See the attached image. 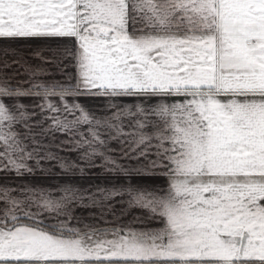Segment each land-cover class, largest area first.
Wrapping results in <instances>:
<instances>
[{"label":"snow or ice","instance_id":"obj_1","mask_svg":"<svg viewBox=\"0 0 264 264\" xmlns=\"http://www.w3.org/2000/svg\"><path fill=\"white\" fill-rule=\"evenodd\" d=\"M28 40L57 45L34 56L63 79L11 47ZM56 134L83 164L167 187L0 186V264H264V0H0V171L78 167L45 143ZM113 201L146 215L71 223L77 206L109 223Z\"/></svg>","mask_w":264,"mask_h":264},{"label":"crops","instance_id":"obj_2","mask_svg":"<svg viewBox=\"0 0 264 264\" xmlns=\"http://www.w3.org/2000/svg\"><path fill=\"white\" fill-rule=\"evenodd\" d=\"M13 49H16L20 55H22L27 64L36 67H41L47 75L44 79H55L60 80L63 77L60 75L62 65H58L57 62L43 63L40 59L35 58L34 53L40 51L45 60L54 61V56L56 54L57 45L53 42H46L40 40H28V41H18L13 42ZM17 71L24 73L23 68L13 67L8 70L10 75H14ZM68 71H73L69 68ZM18 80L24 81L27 79L26 75H20L17 77ZM16 83V80H13ZM27 85H25L26 87ZM20 103L33 107L39 101L34 100L29 97H25L19 101ZM115 103L130 104L134 101L132 99H122L114 101ZM78 103L84 105L86 108L96 111L97 109L107 108L109 105L108 100L94 99L90 97H81ZM99 115L100 113L97 112ZM110 114V113H109ZM67 137L62 134H56L54 137H49L45 140V143H50V150L63 161L70 163H75L78 167L70 170H62L59 167L60 161H44L41 164V168L44 171L36 170L33 174H25L23 176H17L15 173H9L0 171V186H10L17 187L20 185H37L42 187H51L55 185H66L71 184L74 187H78L85 194L89 192H94L98 188H112L120 187L121 185H127L131 183L132 185H138L141 187H146L148 189H165L167 187V178L160 172L156 171L155 174L147 172V170L137 173L132 172L128 176L123 174H117L109 172L106 168L100 167L99 165L102 161L97 160V166H88L83 164L79 160L80 153L77 152L70 144L65 143ZM111 148L115 149V156L119 159V162L130 168H137L140 165L134 164L132 161L125 160L122 158V153L120 146L116 143L111 144ZM83 167L84 171L81 172L79 169ZM127 200V197L124 198ZM114 211L109 213L105 211L103 219L109 223L105 224L100 222L98 219H93V217L100 216V210L93 207H79L74 209L75 219L71 221L73 225L77 224V220L80 221L81 225L84 223L94 224L98 227H111L113 222L119 220L122 223H135L136 217H144L146 213L138 208L130 209L126 203L120 201H113ZM151 227H157L159 225L153 223Z\"/></svg>","mask_w":264,"mask_h":264}]
</instances>
